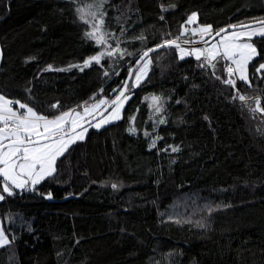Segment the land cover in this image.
Listing matches in <instances>:
<instances>
[{"label": "trees", "instance_id": "1", "mask_svg": "<svg viewBox=\"0 0 264 264\" xmlns=\"http://www.w3.org/2000/svg\"><path fill=\"white\" fill-rule=\"evenodd\" d=\"M86 1L0 0V93L49 117L103 95L110 103L138 56L178 36L192 12L213 34L264 19V0H107L111 46L121 51L83 71H45L101 51L76 13ZM253 42L251 83L235 88L222 83L227 61L213 71L175 48L153 53L147 77L130 81L121 119L91 129L34 189L5 194L10 242L0 264H264V112L234 99L259 97L264 108V70L255 73L264 38ZM147 94L163 98L165 122L149 121L148 136L130 133Z\"/></svg>", "mask_w": 264, "mask_h": 264}, {"label": "snow or ice", "instance_id": "2", "mask_svg": "<svg viewBox=\"0 0 264 264\" xmlns=\"http://www.w3.org/2000/svg\"><path fill=\"white\" fill-rule=\"evenodd\" d=\"M106 2L107 0H94L92 4H85L84 7L76 8L79 20L91 26V30L85 32L84 35L97 45H108L107 37L114 35L103 31L105 13L102 9ZM167 10L166 8L163 9V11ZM160 18L164 19L163 16ZM197 19L198 13H191L185 24L181 25V32L178 36L172 39H164L162 43L141 53L136 63L140 64V61H143V64L138 70L129 71L128 79L123 82L119 95L110 102L112 111L107 117H103L99 123L94 125L96 128L121 119V109L129 98L125 94L130 91L129 81H133L132 88L140 84L147 75L149 66L152 63L149 54L161 48L177 49L180 59H184L186 56H195L196 60L199 61L203 58L205 64L213 71L216 67L214 62L229 61L230 63L225 68L228 78L223 79L222 83L233 88H235L237 80L251 83L247 66L259 55L252 40L253 38H264V20L239 26L229 25L227 28L215 31L213 35L212 25H199L191 29L186 27V25L197 23ZM237 27L242 30L236 31ZM228 29H232V31L229 32ZM189 31L193 36L199 35L200 41L206 47H192L189 49L182 46L180 43L181 38L186 36ZM221 33H224V35H221ZM209 36L213 40H215V37H220V39L210 43L208 39H205ZM138 39L143 40L144 37L141 36ZM183 43L192 44L196 42L184 40ZM117 44H119V41H117ZM108 47L111 48V45H108ZM118 51L121 50L116 48L111 51H100L96 55L86 58L82 65H71L67 69H53L49 65L45 71H69L72 67L83 71L84 68L90 67L93 63L100 64L102 58L105 56L111 57ZM0 56H2V52H0ZM204 66V64L201 65V67ZM261 70H264V63L255 68V73L260 74ZM104 74L107 75L108 73L105 72ZM217 79H220V77H217ZM237 98L244 103H247L250 99L254 100L256 107L251 111L264 112V108L260 107L261 98H249L243 95L234 97V99ZM158 100L159 98L153 97L154 104L158 103ZM106 103L109 102L100 100L98 103L91 105V108L84 107L82 113L75 109H69L49 118L38 113L27 104L10 100L0 94V201L5 199V194L8 196L14 195L13 188L23 190L27 186L29 190H32L45 178L53 176L57 171L56 162L58 158L64 155L72 144L85 138L88 129L83 124L89 123L85 117L91 115L92 112H95L101 105ZM13 105H18V107L14 108ZM52 107L58 108L59 105H53ZM161 110L159 107L157 108L158 112ZM130 119L134 120V117ZM164 122L163 120L160 121V123ZM128 131L134 134L137 129L129 127ZM144 134L146 136L150 135L147 132ZM155 143L156 141L153 140L151 146L155 147ZM178 150V148L172 149L174 152ZM112 187L115 188L116 185L113 184ZM180 222L177 221V223ZM198 226L203 227V225ZM8 243L3 226L0 224V246H5Z\"/></svg>", "mask_w": 264, "mask_h": 264}, {"label": "rangeland", "instance_id": "3", "mask_svg": "<svg viewBox=\"0 0 264 264\" xmlns=\"http://www.w3.org/2000/svg\"><path fill=\"white\" fill-rule=\"evenodd\" d=\"M92 3H94V1H86L85 3H82V4H80V5H78L77 7H84L85 6V4H92ZM76 7V8H77ZM103 12L105 13V16H104V27H103V31L104 32H106V33H111V34H114V31L112 30V27H111V24H112V21H111V17H110V14H109V12H108V9H107V6H105V4L103 5ZM194 12H196V11H194ZM77 13V12H76ZM193 13V12H192ZM196 13H198V12H196ZM191 15V14H190ZM77 16H78V13H77ZM79 19V18H78ZM82 22V21H81ZM251 22V21H250ZM83 23V22H82ZM246 23V22H245ZM84 25H85V29H86V32L87 31H90L91 30V26L90 25H88V24H85V23H83ZM184 24H185V22H184ZM183 24V25H184ZM243 24V23H242ZM199 25H209V24H203V23H200L199 22V15H198V19H197V23H195V24H191V25H186V27H188L189 29H191V28H195V27H198ZM256 26H259V25H256ZM242 29H236V31H241ZM230 32V31H229ZM222 35H224V34H222ZM114 36V35H113ZM113 36H111V37H107V40H108V45H112L111 44V38L113 37ZM184 37H188L187 38V40H192V41H194V42H196V43H200V42H202V41H200V37H199V35H195V36H193L192 34H191V32L189 31V33L186 35V36H184ZM205 39H207V37H205ZM220 39V37H218L217 39H215L212 43H214L216 40H219ZM108 45H101L102 46V49H101V51H105V50H108V51H111L112 49H115L116 47L114 46H111V48H109L108 47ZM210 46V45H209ZM184 47H186V46H184ZM199 47H201V48H204L203 46H199ZM186 48H192V47H186ZM105 57H107V56H105ZM104 57V58H105ZM187 57V56H186ZM104 58H102V60L104 59ZM150 58H151V61H152V63H153V56L152 55H150ZM147 59V58H146ZM101 60V61H102ZM152 63H151V65L149 66V69H148V71H147V75H148V73H149V71H150V69H151V66H152ZM143 64V62L141 63V65ZM140 65V66H141ZM139 66V67H140ZM138 67V68H139ZM138 68H137V70H138ZM147 75L143 78V80L147 77ZM142 80V81H143ZM141 81V82H142ZM140 82V83H141ZM132 83H133V81H132ZM129 98L126 100V102L124 103V105H123V108L121 109V118L123 117V114H124V110H125V107H126V105H127V103H128V101H129V99L131 98V96H132V93L130 92V91H128V92H126L125 93ZM153 97H156V98H159V100H158V103H156V104H154L153 103ZM100 100H108V97H107V95H103V96H101L99 99H97V100H95V101H92V102H89V103H87V104H82V105H80V106H78V107H74V108H72V109H75L76 111H78V112H83V108L84 107H89V108H91V105H93V104H96V103H98ZM145 101L147 102V110H145V116H141L140 115V113H137L135 116H134V120L132 119V126L131 127H135L136 129H137V131H136V133H139V132H143V133H145V132H147V133H151L152 132V129H150L149 128V126H148V122L149 121H151V122H154V123H156V124H161L160 123V121L161 120H164V116L162 115V111H163V98L162 97H160V96H158V95H156V94H147L146 96H145ZM108 104L106 103V104H104V105H101L100 107H99V109H97L95 112H92V114L91 115H88V116H86L85 117V119L88 121V120H90L91 118H93L94 116H96L97 114H99L106 106H107ZM160 108V109H162L161 111H157V108ZM35 109V108H34ZM36 110V109H35ZM69 110V109H68ZM68 110H66V111H68ZM37 111V110H36ZM112 111V108L108 111V112H106L105 114H103V115H101V116H99L98 118H96L93 122H91V123H89V124H87V125H85L84 127H86L87 129H88V131L85 133V138L84 139H86L87 138V136H88V133H89V131L91 130V129H101V128H103V127H105L106 125H108V124H110V123H113V122H115V121H118V120H115V121H112V122H110V123H107V124H105L104 126H102V127H100V128H96L94 125H96L97 123H99L100 122V120L103 118V117H107L108 115H109V113ZM38 112V111H37ZM58 115V114H57ZM55 116V115H54ZM49 117V116H48ZM51 117H53V116H51ZM51 117H49V118H51ZM83 139V140H84ZM78 142V141H77ZM76 142V143H77ZM75 144V143H74ZM73 145V144H72ZM71 145V146H72ZM70 146V147H71ZM69 147V148H70ZM68 148V149H69ZM57 163V162H56ZM46 179V178H45ZM42 182V181H41ZM40 182V183H41ZM39 183V184H40ZM38 185V184H37ZM36 185V186H37ZM26 188V187H25ZM19 190H21V189H19ZM179 208H181V204L179 203V202H177V204H175V206L173 207V212L175 213V214H177V215H179V214H181L182 213V211L181 210H179Z\"/></svg>", "mask_w": 264, "mask_h": 264}, {"label": "water", "instance_id": "4", "mask_svg": "<svg viewBox=\"0 0 264 264\" xmlns=\"http://www.w3.org/2000/svg\"><path fill=\"white\" fill-rule=\"evenodd\" d=\"M264 20V19H263ZM256 21H260V20H256ZM256 21H251V22H246V23H243V24H249V23H253V22H256ZM241 24H237V26H239ZM228 27V26H227ZM227 27H224V28H227ZM237 29H240L239 27H237ZM229 31H232V29H228ZM215 34V33H214ZM213 34V35H214ZM224 34V33H221V35ZM218 37H215V39H217ZM208 40L210 41V43H212L214 40L212 39V37L208 38ZM180 43L182 44V46H186V47H199V46H203V47H206V45L203 43V42H200V43H192V44H184L183 41H180ZM152 48V47H151ZM163 49V48H161ZM159 49V50H161ZM157 50V51H159ZM155 51V52H157ZM155 52H152L150 53L149 55H152L153 53ZM139 57L135 60V63L133 64V66L131 67L130 70H137V68L141 65V63L143 61H140V64H137V60H139ZM128 79V76L126 78V80ZM131 81V80H130ZM130 81H129V84H130ZM120 93V92H119ZM119 95V94H118ZM115 99V98H114ZM112 107L110 106V103L99 113L97 114L96 116H94L93 118H91L90 120H88L89 123L93 122L96 118H98L99 116L105 114L106 112H108ZM89 123H84L83 126L89 124Z\"/></svg>", "mask_w": 264, "mask_h": 264}, {"label": "crops", "instance_id": "5", "mask_svg": "<svg viewBox=\"0 0 264 264\" xmlns=\"http://www.w3.org/2000/svg\"><path fill=\"white\" fill-rule=\"evenodd\" d=\"M252 43H254L253 42V40H252ZM255 44V43H254ZM255 46H256V44H255ZM256 48H257V46H256ZM257 50H258V48H257ZM0 52H2V47H1V41H0ZM1 61H2V56H0V68H1ZM228 62V64L230 63L229 61H227ZM249 64H250V62H249ZM249 64H248V66H247V73H248V76H249V80H250V75H249ZM233 67H235L234 65H232ZM0 94H2V93H0ZM5 96V95H4ZM6 97V96H5ZM8 98V97H7ZM8 99H10V98H8ZM10 100H12V99H10ZM13 107L14 108H17L18 106H16V105H13ZM21 111H23V110H21ZM27 187V186H26ZM15 190V188H13V191ZM19 190V189H18ZM2 201H0V203H1ZM0 224H2V226H3V231H4V233H5V235L7 236V239H8V241L10 242V237H9V235H8V233H7V231H6V229H5V226H4V220H3V217H2V215H1V212H0ZM0 247H2V246H0Z\"/></svg>", "mask_w": 264, "mask_h": 264}]
</instances>
